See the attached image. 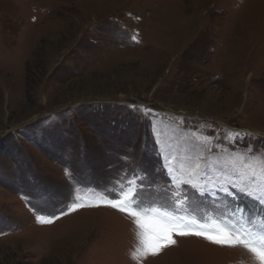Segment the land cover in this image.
<instances>
[{
	"label": "rangeland",
	"instance_id": "rangeland-1",
	"mask_svg": "<svg viewBox=\"0 0 264 264\" xmlns=\"http://www.w3.org/2000/svg\"><path fill=\"white\" fill-rule=\"evenodd\" d=\"M242 145L264 153V0H0V264H264L193 216L225 205L178 215L182 195L158 199L168 178L136 167L158 172L163 154L184 189L235 168L257 200L264 156ZM140 181L149 195L126 206L147 230L103 206ZM249 198L239 205L262 216ZM175 225L233 245L173 235L152 255L144 239Z\"/></svg>",
	"mask_w": 264,
	"mask_h": 264
},
{
	"label": "snow or ice",
	"instance_id": "snow-or-ice-1",
	"mask_svg": "<svg viewBox=\"0 0 264 264\" xmlns=\"http://www.w3.org/2000/svg\"><path fill=\"white\" fill-rule=\"evenodd\" d=\"M243 139L244 137L241 136L239 133H237L236 136L232 138V142H239L242 141ZM242 147H246L251 152L252 155L264 156V153H257L256 150L251 146L242 145ZM157 151L159 152L158 143H157ZM125 155L128 154L125 153ZM167 161L168 158L163 154L156 156V165L159 166L158 172L156 171V167L151 164V161L141 160L136 164V167L139 168L141 172H144L146 176L149 174L160 175L161 173H163L164 176L168 178L167 183L170 186H168L166 189H162L158 197L163 207H174L175 201L179 200L182 195L188 208H190L193 212H200L202 208L206 206L205 204L206 201L208 202V204H212V205L223 203L224 201H228L229 204L232 203L236 204V209H234L233 211L236 210L243 211V209L240 208V205L238 203L239 198L250 197L252 195L248 191V183H250L251 181L248 180V177L246 175H241L240 170L235 168L226 172L227 178H225L221 183L215 184L211 189L198 188L197 185L192 184L190 181H184V183L186 185H189V187L181 191L179 184H175L174 186H172L174 183V178L171 176L169 172ZM203 165L204 166L197 163L196 167L199 168L202 172H204L205 175L210 174V171L213 167L212 163L205 160L203 162ZM225 169L226 166L222 165L218 170L221 172H225ZM125 179H127V177H125ZM154 182L155 181H153V183ZM150 187H151L150 184L146 185L144 181H140L138 187L132 193L129 199L123 200L117 197L108 200L106 205L103 206L111 207L129 216V218L132 219L136 225H138L140 228L147 230L148 227L147 222L145 218L141 216L140 212L133 211L131 208L127 207L126 205L133 204L134 207H140V204H142L143 200L149 195L147 189ZM121 192H123V189H121ZM110 195L115 196V194L112 193H110ZM134 202H139V203H134ZM257 203H259L261 205V209L264 210V196H260L257 199ZM96 206L99 207L101 205H96ZM77 207H83V205L73 206L71 210L75 211ZM64 214L67 213L65 212L61 213V215ZM39 219L42 222H47V223L52 222L51 219L45 221L43 216H40ZM173 235L197 236L217 245L230 243L232 240V238L227 233H224L223 235H211L201 231L190 230L180 225H175V226H163L160 234L154 237H146L143 242L151 249V254L155 255L157 249L162 247L161 241H168L173 244L175 243V240L172 239ZM149 241L152 242L150 243ZM237 242L244 247H249L247 242L241 240L239 237H237ZM261 243H264V241H262ZM249 250L252 252H256L258 255L264 258V252H259L258 249H256L255 247H250Z\"/></svg>",
	"mask_w": 264,
	"mask_h": 264
},
{
	"label": "bare ground",
	"instance_id": "bare-ground-1",
	"mask_svg": "<svg viewBox=\"0 0 264 264\" xmlns=\"http://www.w3.org/2000/svg\"><path fill=\"white\" fill-rule=\"evenodd\" d=\"M201 249L204 251V249H203V247H201ZM193 250L194 249H190V251H187V253H192L193 252ZM208 252V251H207ZM211 252V251H210ZM198 253V252H197ZM189 255V254H188ZM188 255H184V261L186 260H188L189 258H188ZM194 261L192 262V264H197L196 263V260L195 259H193Z\"/></svg>",
	"mask_w": 264,
	"mask_h": 264
}]
</instances>
